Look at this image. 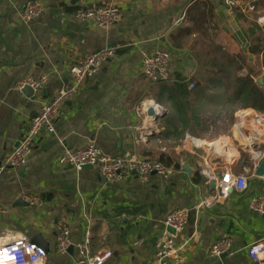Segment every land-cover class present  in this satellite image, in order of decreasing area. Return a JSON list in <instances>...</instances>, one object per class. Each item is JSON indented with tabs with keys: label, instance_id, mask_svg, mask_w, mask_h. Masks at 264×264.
Here are the masks:
<instances>
[{
	"label": "crops",
	"instance_id": "1",
	"mask_svg": "<svg viewBox=\"0 0 264 264\" xmlns=\"http://www.w3.org/2000/svg\"><path fill=\"white\" fill-rule=\"evenodd\" d=\"M29 1L0 0V245L26 237L47 252V264H78L75 250L56 253L57 224L66 222L79 242L88 219L93 253H113L106 264H157L166 218L189 210L186 232L177 238L189 242L181 264H252L248 249L264 240V217L249 209L264 188V179L255 175L264 161V113L226 98L225 64L257 60L248 47L257 36L264 40V0H244L232 11L222 0H37L44 13L27 23L22 13ZM109 4L120 9L121 18L108 30L75 18L79 9ZM115 45L122 46L116 57L61 107L56 133L37 139L24 167L5 168L41 106L69 83L71 66ZM157 50L171 54L169 83L151 84L141 75L144 56ZM42 75L49 82L31 98L17 89L22 79ZM151 101L166 109L158 121L140 111ZM242 112L249 119L240 126ZM90 145L110 157L130 152L157 160L174 173L110 185L94 168L58 164L65 147ZM207 164L246 174L248 188L199 208L212 192L201 174ZM23 196L41 203L29 206ZM223 239L230 240V251L211 258V248ZM137 240L144 243L135 246Z\"/></svg>",
	"mask_w": 264,
	"mask_h": 264
},
{
	"label": "built area",
	"instance_id": "2",
	"mask_svg": "<svg viewBox=\"0 0 264 264\" xmlns=\"http://www.w3.org/2000/svg\"><path fill=\"white\" fill-rule=\"evenodd\" d=\"M244 0H222L223 4L231 11L240 6ZM44 13L42 4L37 0H30L24 7L22 19L27 23L39 19ZM76 20L80 22H93L100 30H108L120 21L121 12L115 5H105L95 9H79L75 13ZM122 46L115 45L89 53L78 59L70 68V81L63 86L57 95L48 103L41 106L38 115L32 119L29 127L23 134L17 148H15L4 162L8 169L24 167L31 157L37 139L46 134L56 133L55 118L61 107L70 99L78 95L87 80L97 74L103 65L116 57ZM141 75L151 84H165L172 80L171 54L166 50H157L145 55L141 63ZM49 82L47 75L40 77L28 76L17 84L19 91L26 88L33 92L43 90ZM193 86H190L192 89ZM151 104H141L140 111L153 108L156 113L163 114L166 109L161 104L153 101ZM148 105V106H147ZM247 113L239 116L238 125L243 126L249 119ZM58 164L64 168L81 171L86 167L96 169L107 184H115L131 177H137L141 182H147L152 175H161L165 178L173 175L174 170L166 167L162 162L151 159H142L133 153H126L121 157L105 155L94 145L83 149H70L65 147L59 157ZM201 174L209 186L215 184L208 198L204 199L199 208H211L219 204L231 194L241 193L248 188L246 174H234L229 168H217L207 164ZM264 179V178H263ZM22 201L29 206L41 203V199L33 196H23ZM251 213L264 217V188L260 194L255 195L250 204ZM3 208L0 206V213ZM189 210H178L171 213L165 220V231L156 243L157 264H181L182 253L188 241L182 244L177 238L186 232L189 222ZM92 225L87 219L86 230L79 242H74L72 231L66 222H59L56 229V253L66 255L73 248L78 254V264H106L113 256L111 250L104 248L100 253L92 251ZM173 230L174 234L169 232ZM143 240L135 241V246H141ZM231 249L230 240L223 239L217 242L210 250L211 258H218ZM47 252L35 242L26 237L0 245V264H47ZM248 257L252 264H264V240L252 244L248 249Z\"/></svg>",
	"mask_w": 264,
	"mask_h": 264
},
{
	"label": "trees",
	"instance_id": "3",
	"mask_svg": "<svg viewBox=\"0 0 264 264\" xmlns=\"http://www.w3.org/2000/svg\"><path fill=\"white\" fill-rule=\"evenodd\" d=\"M258 35V34H255ZM248 52L250 55L255 57L262 56L263 64L262 71L264 75V40H261L259 36L256 37V40H250V45L248 47ZM248 61V57L245 58ZM252 66V64H249ZM253 67V66H252ZM251 68V67H250ZM242 66L239 67V70H242ZM187 83H181L180 86L188 87ZM237 90L235 91V96L239 99H243L244 103L249 102L246 108H251L257 112L264 113V90L259 88L252 74L247 76H242L236 79Z\"/></svg>",
	"mask_w": 264,
	"mask_h": 264
},
{
	"label": "rangeland",
	"instance_id": "4",
	"mask_svg": "<svg viewBox=\"0 0 264 264\" xmlns=\"http://www.w3.org/2000/svg\"><path fill=\"white\" fill-rule=\"evenodd\" d=\"M262 64H263V58L262 56L257 57V60L253 62L252 65L253 67L249 65V63L246 61V59L240 60V63H237L233 66H228L225 64V70L227 71L228 77H227V85L230 86L228 88V94L226 95L227 99H231V101H235L236 105L235 107L241 108L242 106H248L249 102L244 103L243 99H239L235 96L234 91L237 90V84H236V79L242 76H247L248 74H252V77L256 83L258 79H260L263 76V71H262ZM242 66V72L239 71V67ZM251 67V68H250ZM257 85V84H256ZM264 90V86L262 88ZM249 116V114L247 113Z\"/></svg>",
	"mask_w": 264,
	"mask_h": 264
},
{
	"label": "water",
	"instance_id": "5",
	"mask_svg": "<svg viewBox=\"0 0 264 264\" xmlns=\"http://www.w3.org/2000/svg\"><path fill=\"white\" fill-rule=\"evenodd\" d=\"M252 59H253V57H250V61H251ZM256 84H257V86H258L259 88H263V86H264V77H261L260 79H258V80L256 81ZM24 92H25V94H26V96H27L28 98H31V97L33 96V94H34V92H33L31 89H29V88H26V89L24 90ZM147 116H148V118L153 119V121H158L159 119H161V118L164 117L163 114H158V113H156L155 110H154L153 108H151V109H149V110L147 111ZM87 168L90 169V168H92V167H86V169H87ZM183 170H184L185 172H187L188 174L191 173V171H190L187 167H185V166H184ZM255 175H256L257 177H259V178H264V161L261 163V165L259 166V168L255 171ZM210 188L213 190V189L215 188V184H214V183H211V184H210ZM19 204L22 205V202H20ZM169 232H171L172 234H174L173 230H171V229H169ZM40 247H41V246H40ZM71 252H73V248H71V249L69 250V253H71Z\"/></svg>",
	"mask_w": 264,
	"mask_h": 264
},
{
	"label": "bare ground",
	"instance_id": "6",
	"mask_svg": "<svg viewBox=\"0 0 264 264\" xmlns=\"http://www.w3.org/2000/svg\"><path fill=\"white\" fill-rule=\"evenodd\" d=\"M247 115V114H246ZM257 119V117H256ZM195 145H198V146H205V143L201 142V141H195ZM209 146V145H208ZM213 149V148H212Z\"/></svg>",
	"mask_w": 264,
	"mask_h": 264
}]
</instances>
